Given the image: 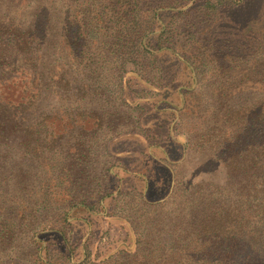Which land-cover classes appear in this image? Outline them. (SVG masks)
I'll return each mask as SVG.
<instances>
[{"label": "trees", "instance_id": "obj_1", "mask_svg": "<svg viewBox=\"0 0 264 264\" xmlns=\"http://www.w3.org/2000/svg\"><path fill=\"white\" fill-rule=\"evenodd\" d=\"M259 1L2 0L0 149L3 148L4 155L12 158L24 143L21 133L26 128L23 127L25 115L34 112L38 101L36 81L39 77H36L35 69L43 57L50 55L52 60L49 61L51 65L49 62L46 65L50 81L68 83L70 75L61 68L72 63L81 66L82 71L93 70L97 77L102 70L113 69V81H120L118 94L122 117L126 118V113H129L127 118L134 120L140 115L143 102L151 100V110L159 101L174 108L184 105L182 108L186 110L190 107L187 99L200 89L197 77L201 73L216 66L220 60L230 63L226 68L249 61L248 52L256 47L253 42L260 38L259 47L264 45V36L258 38L252 31L245 32L247 23L241 28L236 21L235 26H226L228 17H237L239 12L247 14L245 12L249 8L262 6ZM239 18L247 20L241 14ZM239 37L242 40L235 41ZM259 59H263L264 65V55L257 57ZM259 71L263 72L259 81L250 79L249 74L239 81H224L230 84L227 87L222 84L224 87H221L219 97L214 99L215 103L220 97L222 99L213 109L211 118L215 126L206 128L200 134L201 140H198V135L194 141L188 137L186 151H193L191 145L200 149L208 143L210 155L218 165L224 166L228 182L222 188L213 186L212 182L199 184L204 191L211 186L207 193H200L205 195L200 197L196 191L184 187L181 179L175 178L174 194L180 197L178 200L182 207L179 205L180 209L171 218L157 221L154 226L140 227L144 222L142 216L151 211L157 205L156 200L164 197L169 190L173 178L169 166L153 151L145 153L144 161H149L151 166L143 165L147 176L134 171L141 182L140 188L131 195L122 187L118 175L121 171L127 176L131 170L124 156L131 150L120 147L121 144L132 135L137 138L142 135L137 134L133 127L127 130L122 127V130L113 132L101 144L104 159L97 166V173L89 176L93 169L90 155L93 148L89 144L94 141L80 137L82 133L86 135L101 130L103 117L96 115L97 122L89 128L88 122L93 115L82 111L65 113L72 111L66 108L59 113L61 115H57L58 109H53L45 115L43 126L50 130L49 141H56L53 137L55 130L62 138L76 128L80 137L67 146L63 156H69L70 161L64 162L67 166L59 168L57 182L46 181L42 194L46 198L41 200L44 203L47 199V206L52 198L58 207L61 206L56 219L64 225H51L50 229H53L52 233L57 236L63 250L59 251L57 258L64 262L53 259L55 253L50 248H57V241H49L47 235L38 230L39 238L37 235L31 237L37 248L41 246L40 253L35 249L38 264H112L114 261L110 260L112 252L97 261L87 260L86 256L90 254L88 247L82 256L76 257L78 243L71 241L65 228L72 224L67 219V212L73 206L88 214L102 212L100 215L103 218L124 222L131 241L121 247L119 254L128 256L124 253L134 247L131 257L136 264H264V68ZM179 73L186 81H180ZM127 81H136L135 85L150 89L155 94H139L132 87L127 91ZM156 95L160 96L157 100ZM165 96L175 99L162 101ZM240 99L242 101L238 102ZM172 113L177 114L176 110ZM114 126L111 128L114 129ZM169 141L173 148L179 146V152L169 157L171 162L185 159L183 144L172 139ZM148 146L150 150H160L166 155L155 143ZM2 157L0 155V159ZM50 167L57 166L51 164ZM65 167L66 170L62 171ZM87 167L91 168L89 173ZM112 167L115 169L113 172ZM159 167L165 170L168 184L162 196L158 193L160 187L157 180L152 177ZM71 173L76 175L75 181L70 178ZM75 185L77 192L71 189ZM86 185L90 186L88 191ZM221 189L224 192L221 193ZM183 191H187V195ZM127 199L134 203L135 212L124 207ZM31 210L37 211L35 207L29 209L26 216L31 214ZM37 214L31 215L32 222L36 221ZM149 233H152V239ZM146 239L151 243H147ZM78 259L80 262L76 263Z\"/></svg>", "mask_w": 264, "mask_h": 264}, {"label": "rangeland", "instance_id": "obj_2", "mask_svg": "<svg viewBox=\"0 0 264 264\" xmlns=\"http://www.w3.org/2000/svg\"><path fill=\"white\" fill-rule=\"evenodd\" d=\"M1 1L0 7L3 6ZM259 4L262 6H256L257 8L254 9L249 8V10L245 12L247 13L245 15L239 12L237 17H228L226 19V26H235L234 22L236 21L238 28H241L247 23V26H244L246 27L245 32L252 31L253 34L255 33V37H263L264 0H260ZM240 14L247 20L241 21L239 18ZM239 40H242V37L237 38L235 41ZM259 41L260 38L256 42H253V45L256 47L248 52L250 58L247 59H249V61L246 60L245 62L238 63L237 66L232 65V68H226L230 63H225L220 60L216 66L213 65V68L206 69V71L201 73L197 77V79H199L197 80L199 81L198 83H201L200 89L195 94H191V97H187L188 103H190L188 109L186 108V110H183L182 107L184 105L174 108L166 102L159 101L160 103L156 105L155 109L151 110L152 105L149 104H152L151 101L153 100L145 101L143 102L144 105L140 111V115H138V117L135 116L134 120L131 119V117L127 118L129 113H126L127 119L125 116L122 117V110L119 106L120 97L118 94L120 81H113L111 76L113 69L108 71L102 70L103 72L97 77L96 72H93V70L88 71L84 69V71H82L80 69L81 66L78 67L76 63H72L69 67L64 66L61 68L64 72L66 71L68 76L70 75L69 81H67L68 83H66V81H50L48 79L49 71H47L46 65L52 60L50 59V55L43 57L38 68L35 69L37 71L36 77H39L36 81L38 82L37 87L39 89L38 101L34 112H29L25 115L26 121L23 127L26 128L21 133L24 143L18 152L15 151L12 158L9 157L10 155H4L5 151H3V148L0 149V155H3V157L7 156L5 159H3V157L0 159V229H2L0 230V264H38L35 249L40 253L41 246L37 248L31 241L32 235H37L36 237L39 238L37 234L38 230L46 234L49 241H57V248H50L55 253L54 255L52 254L53 257H55L53 259L54 261L57 259L56 262L59 263L64 262L60 257L57 258L58 255L60 256L59 251L63 250L59 245L60 243L57 240V236L52 233L53 229H50L51 225L52 227L53 225L55 227L57 225H64L61 221L56 219L57 214L61 211V206L58 207V203L52 201V198L48 200L47 206V199L44 203H41V200L46 198L42 195L46 181L57 182L55 179L57 174L59 175V168L68 165L67 163L64 164V162L70 161L69 156L64 157L65 150L69 144L78 140L80 132L77 131L78 129L74 128L71 130V133L69 132L70 134L67 133L64 137L59 138L58 132L55 130L53 132V137H55L56 141H49L50 130L46 126H43L45 123L43 118L53 109H58L57 115H61L59 113H62L66 108H70L72 111H66L65 113L82 111L86 114L93 115L91 116L93 118L88 122L89 128L94 127L97 122V120H95L96 115L100 118L103 117L104 122L102 124L103 127L100 128L101 130L97 129L94 130L95 132L91 131L86 135L82 133L80 137L82 140L89 139L94 141V143L89 142V145L93 148L90 154L92 155L91 165L93 169L89 176L92 175V173H97V166H99V163L104 159L101 144L105 142L111 134L113 135V132L122 130V127H124L125 130L133 127L135 132L142 135L141 138H143H137L135 135H132L133 137H129V139L126 138V141L120 146L131 150L130 153L124 155L127 157V162L130 165V173L126 176L121 171H118V175L121 178V185L125 191H129L131 195L134 190L137 191L140 188V176L135 175L136 172L134 171L142 172L145 176L148 175L143 167H150L151 165L149 161H144V159H146L145 153L153 151L158 159L165 161L167 166H169L173 178L168 191V184L165 179L166 176L163 167H159L152 175L153 180L156 179L157 186L160 187L158 193L160 192L161 196L164 195L166 191L167 193L164 197L162 196L160 199L156 200L157 205L152 207L151 211H148L145 213L146 215L142 216L144 222L141 223L140 227L154 226L157 221L171 218L176 211L180 209V200H178L180 197L176 195L177 193L174 194L176 191L173 185L175 178L181 179L185 185L184 187H189L193 191H196L200 197L205 195L200 194L204 190H202L203 186L199 184L212 182L213 186L219 185L221 188L223 185L225 186L228 179L225 174L224 166L221 164L218 165V162L210 155L211 149L209 150L207 147L208 143L204 145L206 147L205 149L204 146L200 148V150L196 149L194 145H191L190 147L193 148V151H186L188 137H191V141H194L198 135V140H201L200 134L210 125L215 126L211 118L213 109L214 106L221 103L222 99L220 97L216 103L214 99L216 96L219 97V91H221V87H224L222 84H225V87L230 84L229 82L226 84L224 81H239V79H243L248 74L250 79L259 81V77L263 76V72L259 71V69L264 68L263 59L257 60V57L261 54L264 55V45L259 47ZM237 44L235 47H237ZM250 59H254V61ZM49 63L51 65V62ZM104 68L108 69L107 66ZM179 74L180 81H186V79H182L183 75L181 73ZM135 82L136 81H127L129 87L127 91H130V87H132V89H135L139 94H144L146 96L155 94L150 89H144L141 86L135 85ZM194 86H196V84ZM164 93L165 91H163V94ZM131 95H133V93H131ZM159 97V95H156L155 99L157 100ZM161 97H163L162 94ZM164 98H162V101H174L175 99L166 96ZM240 101H242V99L238 100V102ZM166 108L167 110H165ZM175 110L177 112L176 115L172 113ZM131 120L132 124H129ZM106 125L107 128L104 129ZM112 125H115L114 129L111 128ZM169 139L183 144L185 159L183 157L177 162H171L169 157H171L172 153L175 154L179 152V146L173 148L169 143ZM152 143H155L163 149L166 155L160 152V150H150L148 145ZM69 155L71 156V154ZM51 164L57 167H50ZM66 168L67 167L62 171H65ZM153 168H155V166ZM90 169V167H87V173H89L88 171ZM110 169L111 172L115 170H113V167ZM61 173L62 175L64 174L63 172ZM70 178L75 181L76 175L71 173ZM75 186H71V189H75L77 192V185ZM210 187L204 192L207 193ZM89 188L90 186L86 185V191H88ZM71 189L68 188V190ZM222 192H224L223 189H221V193ZM183 193L187 195L188 192L183 191ZM54 194H56V192ZM35 204L37 206H35ZM44 206L45 208H43ZM122 206L123 205H121V207ZM34 207L37 211L34 212L31 210V214L26 216L29 209H33ZM119 207L120 206H116V208ZM124 207L126 209L128 207L132 212H135L134 203L128 201V199ZM124 212L127 211L125 210ZM67 213V219L68 221H72V224L65 228L68 236L71 237V241L78 243V245H76L77 249L75 250L77 258L82 256V252H85V249L88 247L90 254L86 256V258L89 261H97L104 257L105 254L112 252L110 260L116 262L113 261L112 264H136V262H132L133 258L131 257L134 253V247L128 249L127 253H124L128 254V256L119 254L121 247L124 244L129 245L131 241L128 227L124 222L103 218L100 215L102 212L88 214L84 210L77 208V206L71 207ZM36 214L37 219L35 222H32L31 215ZM137 214L139 213L137 212ZM83 220H86L88 224ZM143 233L144 232H142V234ZM149 234L151 235H149V238L152 239V233ZM147 243L151 242L147 240ZM148 249L151 248L148 247ZM94 256L96 257L94 258ZM124 256H127V258ZM83 258L84 257H82L80 261H82ZM130 258L132 259L128 260ZM70 261H73L72 256ZM80 261L78 259L76 263Z\"/></svg>", "mask_w": 264, "mask_h": 264}]
</instances>
